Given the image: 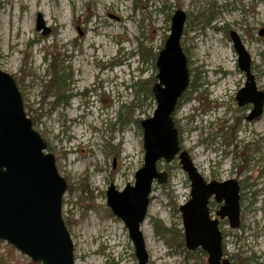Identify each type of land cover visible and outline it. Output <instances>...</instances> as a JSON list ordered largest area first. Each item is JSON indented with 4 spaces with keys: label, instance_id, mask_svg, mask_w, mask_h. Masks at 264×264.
Masks as SVG:
<instances>
[{
    "label": "rangeland",
    "instance_id": "374dc122",
    "mask_svg": "<svg viewBox=\"0 0 264 264\" xmlns=\"http://www.w3.org/2000/svg\"><path fill=\"white\" fill-rule=\"evenodd\" d=\"M176 9L186 15L180 46L189 70L173 111L179 145L205 179L237 181L243 226L232 229L221 220L222 245L236 264H264V106L259 117L245 119L252 106L235 99L245 74L229 35L241 38L264 92V0H0V69L14 77L34 129L66 180L62 215L75 264H137L105 191L110 183L119 190L132 184L143 165L140 121L156 107L155 59ZM39 14L47 35L36 29ZM55 53L68 88L59 101L45 86ZM157 168L167 179L153 184L140 226L147 264H206V254L188 251L178 236V207L190 192L186 172L177 156ZM219 206L210 203L212 214ZM0 255V264H40L5 241Z\"/></svg>",
    "mask_w": 264,
    "mask_h": 264
},
{
    "label": "water",
    "instance_id": "95a60500",
    "mask_svg": "<svg viewBox=\"0 0 264 264\" xmlns=\"http://www.w3.org/2000/svg\"><path fill=\"white\" fill-rule=\"evenodd\" d=\"M185 19L182 9L174 11L170 33L156 57L158 71L152 86L156 107L152 116L140 122L143 165L135 172L132 184L119 190L110 183L105 191L106 203L127 228L137 264H147L140 225L147 215L152 184L167 179V173L159 171L157 163H169L177 156L190 181L189 199L178 207L185 247L204 251L206 264H234L223 255L219 219H227L230 228L239 227V184L233 179L206 181L189 153L181 149L173 121L177 101L189 83L187 58L180 46ZM36 29L42 30V35L50 32L40 14ZM259 34L264 36V30ZM229 35L238 67L245 74V83L235 99L239 106L252 104L246 116L250 121L263 111L264 92L257 89L250 55L239 35L234 31ZM46 148L47 143L25 112L15 79L0 69V240L34 263L75 264L73 242L62 217L67 183ZM211 200L221 203L214 218L209 208Z\"/></svg>",
    "mask_w": 264,
    "mask_h": 264
},
{
    "label": "trees",
    "instance_id": "16d2710c",
    "mask_svg": "<svg viewBox=\"0 0 264 264\" xmlns=\"http://www.w3.org/2000/svg\"><path fill=\"white\" fill-rule=\"evenodd\" d=\"M50 66H51V75H50V78L48 79V81L45 85L46 90L51 91L53 93V95L55 97H57V99L59 101V98H61L65 95V91L68 88H67V77L64 74L63 69H61L59 67V58H58V55H56V53L52 58V63ZM154 80H155V78L153 79V81ZM27 115L29 116L28 113H27ZM65 224L68 225V223L66 221H65ZM178 236H179V238H183L182 230H179ZM197 250H199V252L202 255H205V253L203 251H201L200 249H197ZM9 251L12 252L13 248L10 247ZM223 251H224V254L227 255L225 253L224 248H223ZM1 258H2V256L0 255V260H1ZM229 259L231 261H233V259L231 257H229ZM234 263L236 264V262H234ZM28 264H31V263H28Z\"/></svg>",
    "mask_w": 264,
    "mask_h": 264
},
{
    "label": "bare ground",
    "instance_id": "6f19581e",
    "mask_svg": "<svg viewBox=\"0 0 264 264\" xmlns=\"http://www.w3.org/2000/svg\"><path fill=\"white\" fill-rule=\"evenodd\" d=\"M91 43H94V44H96V43H98L99 45H100V43L101 42H99V41H92ZM104 49H106V47H104ZM223 51V50H222ZM222 53V52H221ZM223 53H224V51H223ZM225 55H227L226 53H225ZM230 65L227 63V69L226 70H228V72L231 70L230 69V67H229ZM233 80H234V70L232 69V71H231V75H230V77H229V79H228V84H231L232 82H233ZM18 86V85H17ZM228 88H229V85H228ZM66 227H67V225H66ZM67 229H68V227H67Z\"/></svg>",
    "mask_w": 264,
    "mask_h": 264
},
{
    "label": "flooded vegetation",
    "instance_id": "af4514ba",
    "mask_svg": "<svg viewBox=\"0 0 264 264\" xmlns=\"http://www.w3.org/2000/svg\"><path fill=\"white\" fill-rule=\"evenodd\" d=\"M215 29V28H214ZM241 39V38H240ZM242 41V40H241ZM247 105H249V104H247ZM251 106H252V104H250ZM245 106V105H244ZM249 113V112H248ZM247 116V115H246ZM246 116H245V119H246ZM244 158V157H243ZM245 159V158H244ZM210 180H215V179H210ZM227 180V179H226ZM217 181H220V180H217ZM239 197H241V195H240V190H239ZM211 202H214V203H217V202H215V201H211ZM210 202V203H211ZM240 203V202H239ZM217 204H220V203H217ZM221 205V204H220ZM220 207V206H219ZM218 210V209H217ZM216 210V211H217ZM215 211V212H216ZM215 212H214V214H213V216L215 217ZM212 213V212H211ZM221 220H219V222H220ZM243 225H242V223H241V207H240V227L239 228H241Z\"/></svg>",
    "mask_w": 264,
    "mask_h": 264
}]
</instances>
